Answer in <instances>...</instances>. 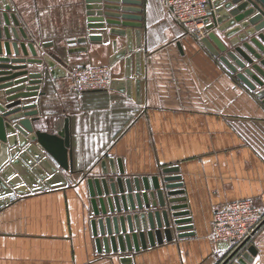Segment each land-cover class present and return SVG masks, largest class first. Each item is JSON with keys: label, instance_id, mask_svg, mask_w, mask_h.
I'll list each match as a JSON object with an SVG mask.
<instances>
[{"label": "crops", "instance_id": "1", "mask_svg": "<svg viewBox=\"0 0 264 264\" xmlns=\"http://www.w3.org/2000/svg\"><path fill=\"white\" fill-rule=\"evenodd\" d=\"M8 2L38 57L52 53L67 67L109 65L112 41L118 40V50L127 45L126 37L109 34L111 25L105 28L107 43L69 44L88 34L85 0ZM141 15L139 74L134 52L126 55L133 57L129 89L125 57L112 65L119 85L107 91L78 92L68 77L55 78L42 64L27 65L29 72H43V95L21 98L20 105L37 102L36 130L57 133L69 119L74 171H62L65 186L16 194L0 208V264H122L124 253H98L91 228L87 179L101 173L104 158H120L126 176L180 168L192 225L185 231L195 234L148 243L131 254L132 264H221L234 247L212 239L215 211L240 199L264 209L263 100L176 22L161 0H143ZM48 41L53 45L41 47ZM84 45L88 51L70 53ZM7 96L0 90L1 102ZM19 178L18 187L32 188ZM250 246L256 252L248 264H264V226Z\"/></svg>", "mask_w": 264, "mask_h": 264}, {"label": "water", "instance_id": "2", "mask_svg": "<svg viewBox=\"0 0 264 264\" xmlns=\"http://www.w3.org/2000/svg\"><path fill=\"white\" fill-rule=\"evenodd\" d=\"M103 1L123 6L104 7ZM85 3L88 34L69 40V44L107 43L109 35L105 28L111 25L109 34L126 37L127 45L118 50V40L112 41L115 53L110 65L126 58L123 81L129 89L133 57H126L127 54L134 52L136 73H140L143 0H85ZM103 8L122 13L104 12ZM211 8L206 18L207 33L200 42L264 104V0H213ZM52 45L51 41L41 43L44 49ZM82 51H88V47L70 49V53ZM28 64L44 65L43 72L49 70L55 78L67 76V65L52 53L38 57L35 42L17 13L8 0H0V90L8 95L6 102L0 101V208L10 201V195L65 186L67 179L62 171H74L69 119L57 133L36 130L33 122L39 114L37 102L20 105L21 98L43 95V72H29ZM119 82L113 79L111 87L115 88ZM137 84L140 88L139 81ZM124 87L118 89L124 91ZM100 163L101 173L87 179L93 213L91 228L98 253L121 252L125 254L121 263L132 264L131 254L147 248L148 243L154 246L164 240L171 242L175 236H194V232L185 231L192 225L187 224L191 222L186 217L190 211L178 166L165 167L155 175L126 176L120 158H104ZM15 171L19 176H15ZM19 177L32 183V188L18 187ZM244 244L233 248L221 264L251 262L255 248L249 246L244 251Z\"/></svg>", "mask_w": 264, "mask_h": 264}, {"label": "built area", "instance_id": "3", "mask_svg": "<svg viewBox=\"0 0 264 264\" xmlns=\"http://www.w3.org/2000/svg\"><path fill=\"white\" fill-rule=\"evenodd\" d=\"M213 0H161L162 8L188 32L201 39L206 35L208 17ZM72 87L78 92L107 91L111 88L114 70L112 65H74L66 67ZM10 203L19 196H8ZM264 226V209L251 199L231 202L227 207L216 210L212 219L211 237L216 242L231 244L234 248L245 242L246 250Z\"/></svg>", "mask_w": 264, "mask_h": 264}]
</instances>
